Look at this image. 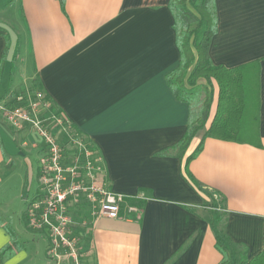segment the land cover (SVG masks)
I'll use <instances>...</instances> for the list:
<instances>
[{"label": "crops", "instance_id": "crops-1", "mask_svg": "<svg viewBox=\"0 0 264 264\" xmlns=\"http://www.w3.org/2000/svg\"><path fill=\"white\" fill-rule=\"evenodd\" d=\"M170 1L0 0V104L13 105L10 94L40 82L96 145L108 187L125 196L118 219L71 207L81 216L75 226L82 264H219L210 209L203 206L211 201L225 217L224 233L247 248L249 260L264 248V61L262 147L206 139L189 166L193 184L185 161L205 132L183 158L159 155L181 141L190 117L166 81L180 62ZM215 1L213 64L234 68L263 59L264 0ZM28 57L37 67L20 81L17 68L25 74ZM29 130L13 128L0 108V250L11 243L6 227L23 244L4 264H73L54 256L49 233L32 227L26 212L11 221L7 209L12 190L27 207L41 195L43 143Z\"/></svg>", "mask_w": 264, "mask_h": 264}, {"label": "trees", "instance_id": "trees-1", "mask_svg": "<svg viewBox=\"0 0 264 264\" xmlns=\"http://www.w3.org/2000/svg\"><path fill=\"white\" fill-rule=\"evenodd\" d=\"M59 1L64 3V0ZM169 8L174 16L173 27L180 62L179 66L166 77V81L176 99L189 105L190 117L181 141L159 155H178L183 158L194 139L205 132L200 144L188 156L184 166L186 178L196 185L189 166L202 152L206 139L262 147L260 67L264 58L234 68L214 65L209 51L218 30L216 1L171 0ZM28 93L35 99L38 94L41 95L39 102L48 105L46 112L49 116L55 115L62 120L63 128L70 138H80L89 143L94 152H99L96 145L82 135L54 103L40 82L35 81ZM203 206L210 209L209 222L216 240L215 247L222 255L219 264H264V248L249 260L247 248L244 245H234L224 233L223 226L226 220L215 201L204 202ZM6 231L11 237V243L0 250V264H4L23 248L16 232L9 227H6Z\"/></svg>", "mask_w": 264, "mask_h": 264}, {"label": "built area", "instance_id": "built-area-1", "mask_svg": "<svg viewBox=\"0 0 264 264\" xmlns=\"http://www.w3.org/2000/svg\"><path fill=\"white\" fill-rule=\"evenodd\" d=\"M40 99L38 94L36 99L30 95L26 99L17 98L13 105L0 104L13 128L19 130L23 124L31 126L45 146L39 161L41 195L29 204L28 221L36 229L47 230L51 252L56 258L63 256L72 260L73 264H82L78 236L71 231L76 225L72 217L75 211H71V207L82 206L93 217L118 219L125 196L108 187L102 157L90 148L89 143L80 138H70L62 120L55 115L49 116L50 122L53 121L52 124L69 138L68 145L62 144L48 127V119H39L29 113L26 108V105L30 107L28 103L46 111L48 105L39 102ZM131 211H136V208Z\"/></svg>", "mask_w": 264, "mask_h": 264}, {"label": "rangeland", "instance_id": "rangeland-1", "mask_svg": "<svg viewBox=\"0 0 264 264\" xmlns=\"http://www.w3.org/2000/svg\"><path fill=\"white\" fill-rule=\"evenodd\" d=\"M10 1H12V0H10ZM13 1H15V0H13ZM28 60H29V62L24 63V66L26 67L25 74H22V69H21L22 65H19L18 68H17V79H19L20 81H23L24 77H29V75H31L35 71V68L37 67L36 63H33V61L31 60V57H28ZM26 92H27L26 90L23 91V92H15L13 94H10V96L8 98L10 100H12V101L17 100V98L26 99L28 96L30 97V94L26 93ZM28 100H30V98ZM17 105H22V103H17ZM28 105L30 107H28L26 105V108L28 109L30 114H32L33 116L36 115V117L39 118V119H43V120H44V118L48 119L47 120V125H48V127L51 128L52 133H54V135L58 139V141H60L62 144H65V145L69 144V138L67 136H65L58 127H55L54 124H52L53 121L50 122V120H49L50 117H49L48 113L45 110H40L41 108L40 107H36L34 105V103H33V105L28 103ZM33 109H35V112H33ZM212 113H214V107H213ZM29 127L32 129L31 126H29ZM29 132L33 136L35 135L36 139L38 138V140H40V137L38 136V134L33 129L29 130ZM40 148H42V154H44L45 146L42 144L40 146ZM13 177H14V181H17L19 176L17 174H14ZM35 185H36V178L30 176L28 186H30V187L33 186V189H35ZM26 191L28 192L27 188H26ZM18 193H19L18 190H12L11 194H8V196H7V200L9 201V203L7 204L9 208H7V209L11 213H13V214H10L11 221H14L16 219V215H20L21 218H22L23 214L25 212L27 213V211H26V209H28V207L26 206L27 201L24 200L23 198H21V200L19 201L18 198L16 197L18 195ZM32 193H33V190H32ZM32 193L29 194V196H28L29 199H31V196H33ZM26 195H27V193H26ZM13 215H15V216H13ZM26 215L27 214H25V216ZM72 217H73V219L75 221L81 219V216H80L79 212H75V214H73ZM71 231L74 232L77 236L79 235V233H78L79 231L77 232V226H74ZM78 240H79V237H78ZM25 244H26V246H28V249L31 248V246H30L31 243L30 242L28 243V245H27V242ZM79 248H80V244H79Z\"/></svg>", "mask_w": 264, "mask_h": 264}]
</instances>
